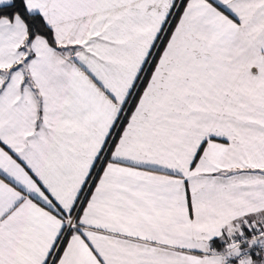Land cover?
<instances>
[{
    "label": "snow or ice",
    "instance_id": "snow-or-ice-1",
    "mask_svg": "<svg viewBox=\"0 0 264 264\" xmlns=\"http://www.w3.org/2000/svg\"><path fill=\"white\" fill-rule=\"evenodd\" d=\"M0 264H264V0H0Z\"/></svg>",
    "mask_w": 264,
    "mask_h": 264
}]
</instances>
